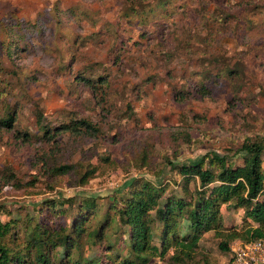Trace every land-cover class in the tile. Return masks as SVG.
Here are the masks:
<instances>
[{"label":"rangeland","instance_id":"1","mask_svg":"<svg viewBox=\"0 0 264 264\" xmlns=\"http://www.w3.org/2000/svg\"><path fill=\"white\" fill-rule=\"evenodd\" d=\"M158 1H143L144 9H156ZM128 6L127 0H0V23L12 18L29 27L13 60L1 58L8 74L0 79V117L11 112L15 122L11 132L0 129V207L11 213L3 220L17 221L13 249L30 238L23 222L38 216L45 201L66 210L70 198L94 197L105 211L136 178L156 184L176 178L168 160L197 162L247 139L264 141V0H172L169 12L156 11L143 29L139 18L123 17ZM226 67L233 76L221 74ZM81 76L107 78L102 101ZM194 84L207 85L209 97L195 93ZM182 90L191 93L180 98ZM37 112L51 128L76 118L100 133L57 130L47 139ZM145 153L151 169L139 170ZM45 162L74 171L54 178ZM82 164L96 169L84 186L76 173ZM223 215L227 226L242 224L243 211ZM219 242L205 235L190 264H229ZM97 252L86 247L85 257Z\"/></svg>","mask_w":264,"mask_h":264},{"label":"trees","instance_id":"2","mask_svg":"<svg viewBox=\"0 0 264 264\" xmlns=\"http://www.w3.org/2000/svg\"><path fill=\"white\" fill-rule=\"evenodd\" d=\"M143 1L147 0H127L129 6L123 16L139 18L142 29L150 24L149 16H154L156 11L169 12L172 0H159L157 8L149 12L144 9L147 5ZM210 22H215L214 17ZM0 25L9 38L0 42L1 79L2 73L8 74L1 58L5 55L13 60L23 48V33L29 27L12 18L1 21ZM222 73L233 76L235 70L226 67ZM80 79L102 101L107 78L81 76ZM193 89L202 97L211 94L205 84H194ZM180 93V98H186L191 92ZM44 119V113L37 112L38 124L47 139H53L57 130L76 137L100 133L87 120L72 118L63 126L51 128L43 124ZM14 122L11 112L0 117L1 131L11 132ZM14 138L21 137L14 135ZM2 139L0 136V142ZM25 139L30 141L31 137ZM104 160L110 161V156ZM43 165L45 172L54 178L74 171L70 165L58 167L47 162ZM166 165L176 178L159 184L136 178L124 189V195L113 198L114 202L105 211L94 197L70 198L66 210L57 200L43 202L37 209L38 216L27 217L23 222V228H28L32 235L22 241L24 246H17L19 251L12 248L20 239L19 232L15 231L17 221L3 220V214L11 216V213L0 207V264H155L157 258L161 261L158 264H190L198 254L202 239L211 232L220 241L219 248L228 254L231 244L237 240H264V141L247 139L240 147L223 154L208 152L197 162L174 164L168 160ZM81 167L76 173L80 186H84L96 169L84 164ZM138 169H151L146 153ZM162 177L164 173L160 170L157 178ZM73 209L75 213L69 220L66 214ZM224 209L243 211L242 224L227 226ZM86 247L98 248L99 252L92 258L85 257ZM171 250L173 254L168 257Z\"/></svg>","mask_w":264,"mask_h":264},{"label":"built area","instance_id":"3","mask_svg":"<svg viewBox=\"0 0 264 264\" xmlns=\"http://www.w3.org/2000/svg\"><path fill=\"white\" fill-rule=\"evenodd\" d=\"M229 264H264V240H237L230 247Z\"/></svg>","mask_w":264,"mask_h":264}]
</instances>
